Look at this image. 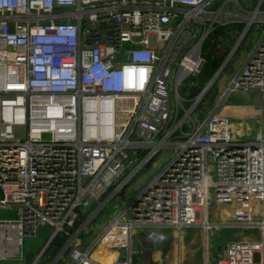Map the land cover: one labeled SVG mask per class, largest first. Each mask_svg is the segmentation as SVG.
I'll return each mask as SVG.
<instances>
[{
  "label": "built area",
  "instance_id": "built-area-1",
  "mask_svg": "<svg viewBox=\"0 0 264 264\" xmlns=\"http://www.w3.org/2000/svg\"><path fill=\"white\" fill-rule=\"evenodd\" d=\"M247 1L0 0V264L45 262L64 236L57 259L94 264L78 236L163 147L174 148L169 163L98 238L126 247L132 228H258L262 240L231 241L215 264H264V0ZM251 28L262 36L223 95L263 93L258 134L241 141L221 105L200 123L194 112ZM210 200L261 219L211 222ZM45 230L27 263L24 240ZM117 231L126 241L109 243Z\"/></svg>",
  "mask_w": 264,
  "mask_h": 264
},
{
  "label": "rangeland",
  "instance_id": "rangeland-1",
  "mask_svg": "<svg viewBox=\"0 0 264 264\" xmlns=\"http://www.w3.org/2000/svg\"><path fill=\"white\" fill-rule=\"evenodd\" d=\"M245 6H250V3L247 0H240ZM262 36V32L257 33L254 28L248 32L246 38L244 39V43L241 46V50L238 54H240V60H237L233 63L232 68H227L224 72L220 74V76L216 79L213 87L211 88L209 94L205 97L203 102L197 107L194 112V118L196 122L200 123L209 117V115L213 112V110L220 106V113L226 116H229L230 119L234 121H243L244 124L248 123L250 127V134L245 132L237 136V139L241 141L252 140L258 134L260 128L259 119L263 113V93L258 89H238L236 91L231 92L228 97L223 99L224 92L227 90V87L230 84V81L234 75V73L240 69L241 67V59L245 58L247 52L252 51L254 47L257 45L258 41ZM215 47V43L211 40H207L204 49L208 51L206 54V58L209 61ZM214 71L213 69H211ZM205 74L202 75V79L206 80ZM171 101H174L173 92L170 93ZM191 104H186V107L189 108ZM172 109L174 110V103H172ZM17 136L24 138V129H17ZM174 153V148L163 147L156 156L153 161L143 170H141L128 184L125 190L124 197H116L110 200L106 204L105 211L99 215L98 218L94 219L90 226L88 227V231L93 237L84 236L81 241L85 242V245L92 242L95 238V235L100 232L103 227L108 224L114 218V214H116L119 210L123 209L128 203H130L140 192L141 190L169 163ZM98 205L94 204L89 207V213L84 220L86 221L90 217L95 207ZM220 208H225L228 211V218H226V222H234L239 217H246L247 215L253 213L249 208H244V210H236L233 209L231 204H217L215 200H210L208 204V212L215 215L219 212ZM224 209V210H225ZM111 215L109 216V214ZM255 215V216H254ZM254 217L257 219H261L260 212H254ZM6 212L0 214V218H6ZM103 219V220H102ZM102 220V221H101ZM99 221H101L99 223ZM211 221V220H210ZM225 221V220H224ZM212 222V221H211ZM199 230V228L197 229ZM215 230V229H214ZM193 231V230H192ZM195 232V231H194ZM217 233V237H215V242L220 246H226L231 241L237 239L236 236L242 237H251L257 240H262L261 232L258 228H241V227H222L220 230L213 231ZM84 232V234H90ZM49 234V233H48ZM82 235V236H83ZM46 236L43 237V240ZM43 240L41 237L34 239H25L24 245L22 248L24 258L26 261L27 255H31L37 252L41 246L43 245ZM199 263L200 255L198 254Z\"/></svg>",
  "mask_w": 264,
  "mask_h": 264
},
{
  "label": "crops",
  "instance_id": "crops-1",
  "mask_svg": "<svg viewBox=\"0 0 264 264\" xmlns=\"http://www.w3.org/2000/svg\"><path fill=\"white\" fill-rule=\"evenodd\" d=\"M244 57H246V55ZM244 126L246 128L245 132L250 134V127L248 123L245 125L243 121H234V127L237 136L244 133ZM124 195L121 197H124ZM224 209L220 208L219 212H217L215 215L207 211L208 219L212 222H225L226 218L229 216V213L226 211L227 209ZM120 211H122V209L117 213ZM116 214L113 215L114 218L117 216ZM110 215L111 213L109 216ZM101 221H99V223ZM111 221H109L108 224ZM108 224H106L103 229L95 235V238L92 240V242L87 245H85V242H82L81 239L84 236L93 237L94 235H92L90 231H87L86 233L90 234L83 235L82 232L78 236L79 240L77 243L79 244V248L82 251L90 250V256L94 264H115L117 260H130L131 264H215L216 259L224 254L225 248L227 246H220L215 242L217 233H214L213 231L216 229L209 230L199 226L185 228L182 230L175 228L156 227L143 229L132 228L128 232L126 247L118 246V244L116 246L110 247V245L107 246L106 240L103 241L102 238H98L102 235ZM198 228L199 230H197ZM45 232H47V230H45L40 236L42 240L43 237L46 236L43 240V245L37 252L27 255V263L36 258V256L47 244L50 233L47 234ZM117 232L121 233V231ZM117 232H112L106 235L104 233L109 243L112 240L125 239L126 241V234L121 233L120 235L117 234ZM236 237L237 239L257 240L251 237ZM57 242L58 241L54 242L53 245H51V248L48 247L46 253L47 260L40 264H75L69 252L63 259H57V252L60 250L59 246L61 245L57 244ZM198 254L200 255L201 263H199V259L197 257ZM48 255L51 257H48Z\"/></svg>",
  "mask_w": 264,
  "mask_h": 264
},
{
  "label": "trees",
  "instance_id": "trees-1",
  "mask_svg": "<svg viewBox=\"0 0 264 264\" xmlns=\"http://www.w3.org/2000/svg\"><path fill=\"white\" fill-rule=\"evenodd\" d=\"M218 34H222V29H219L218 31H217V35ZM217 35H215L214 36V38L215 37H217ZM204 74H205V79H209L212 75H213V71L211 70V67H210V64H207L206 65V67H205V70H204ZM45 233H49L48 231L47 232H45ZM65 236L64 237H58L57 239H56V241H58L57 242V244H61V243H63L64 241H65ZM55 241V242H56Z\"/></svg>",
  "mask_w": 264,
  "mask_h": 264
},
{
  "label": "water",
  "instance_id": "water-1",
  "mask_svg": "<svg viewBox=\"0 0 264 264\" xmlns=\"http://www.w3.org/2000/svg\"><path fill=\"white\" fill-rule=\"evenodd\" d=\"M211 67H212L213 70H216L218 68V61L216 59H214V60L211 61ZM196 91H197V87L196 86H192L190 88V96H194L195 93H196ZM124 193H125V191H123L121 193V196H123Z\"/></svg>",
  "mask_w": 264,
  "mask_h": 264
}]
</instances>
